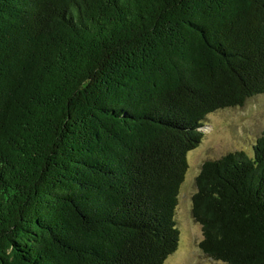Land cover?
Returning <instances> with one entry per match:
<instances>
[{
    "label": "trees",
    "instance_id": "obj_1",
    "mask_svg": "<svg viewBox=\"0 0 264 264\" xmlns=\"http://www.w3.org/2000/svg\"><path fill=\"white\" fill-rule=\"evenodd\" d=\"M261 94L264 0H0V264H164L207 116ZM253 150L196 179L214 261L264 264Z\"/></svg>",
    "mask_w": 264,
    "mask_h": 264
},
{
    "label": "rangeland",
    "instance_id": "obj_2",
    "mask_svg": "<svg viewBox=\"0 0 264 264\" xmlns=\"http://www.w3.org/2000/svg\"><path fill=\"white\" fill-rule=\"evenodd\" d=\"M204 127L201 128L204 133L201 144L188 153L189 168L180 189L176 210L180 244L164 264H224L207 257L200 248L202 226L192 214V199L197 192L196 179L207 161L218 160L237 151L253 156L256 139L264 132V94L252 97L244 107L209 114Z\"/></svg>",
    "mask_w": 264,
    "mask_h": 264
}]
</instances>
